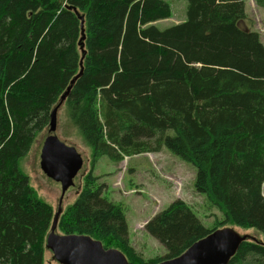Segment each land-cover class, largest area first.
<instances>
[{
    "label": "trees",
    "instance_id": "obj_1",
    "mask_svg": "<svg viewBox=\"0 0 264 264\" xmlns=\"http://www.w3.org/2000/svg\"><path fill=\"white\" fill-rule=\"evenodd\" d=\"M171 13L165 0H0V264H45L55 215L20 162L72 85L63 107L92 170L166 148L195 167L197 192L224 220L208 229L174 201L145 226L167 254L145 261L91 171L59 234L101 241L129 264L175 259L226 226L264 236V44L244 0H187L186 21L160 29ZM229 264H264V243L248 235Z\"/></svg>",
    "mask_w": 264,
    "mask_h": 264
},
{
    "label": "rangeland",
    "instance_id": "obj_2",
    "mask_svg": "<svg viewBox=\"0 0 264 264\" xmlns=\"http://www.w3.org/2000/svg\"><path fill=\"white\" fill-rule=\"evenodd\" d=\"M171 6L169 18L155 24L162 30L185 22L187 19V0H165ZM248 22L257 32L264 44V9L257 7L255 0H244ZM46 128L38 134L28 155L20 162L21 171L29 178V184L39 199L50 204L54 215L58 212L62 198V187L48 178L40 168L41 149L49 136ZM57 137L68 146L74 147L81 154L84 164L75 178V186L64 195L61 209L64 212L77 199L84 187L87 175L92 171L98 184L103 186V197L115 203H121L125 210L129 239L132 247L145 260L163 258L167 254L165 247L145 229L147 223L171 203L181 200L189 205L203 225L212 229L216 222H222L224 216L213 207L206 197L195 188L196 169L182 161L166 148L156 154H143L127 157L115 164L108 157L98 160L94 169L91 167L92 151L80 132L69 121L66 110L58 112ZM224 228H227L224 227ZM242 236L252 235L264 243V236L254 229L228 227ZM223 229V228H221ZM58 233V232H57ZM60 233V232H59ZM53 254L46 252L45 264H55Z\"/></svg>",
    "mask_w": 264,
    "mask_h": 264
},
{
    "label": "water",
    "instance_id": "obj_3",
    "mask_svg": "<svg viewBox=\"0 0 264 264\" xmlns=\"http://www.w3.org/2000/svg\"><path fill=\"white\" fill-rule=\"evenodd\" d=\"M84 39L85 36H83ZM75 80L71 82V85ZM72 86L67 89L50 115L49 136L44 141L40 155L42 172L62 187L59 210L54 216L46 241V249L53 254L58 264H129L120 250L106 249L101 241L85 235L57 233L63 197L70 188L75 186L74 180L84 164L81 154L74 147L60 141L55 135L58 112L69 96ZM247 238L248 236H242L228 227L218 229L193 244L181 256L159 264H229Z\"/></svg>",
    "mask_w": 264,
    "mask_h": 264
},
{
    "label": "bare ground",
    "instance_id": "obj_4",
    "mask_svg": "<svg viewBox=\"0 0 264 264\" xmlns=\"http://www.w3.org/2000/svg\"><path fill=\"white\" fill-rule=\"evenodd\" d=\"M52 113V112H51ZM62 205V204H61ZM59 210V209H58ZM63 212V211H62ZM62 214V213H61ZM54 259V258H53ZM54 261L56 262V260L54 259Z\"/></svg>",
    "mask_w": 264,
    "mask_h": 264
}]
</instances>
